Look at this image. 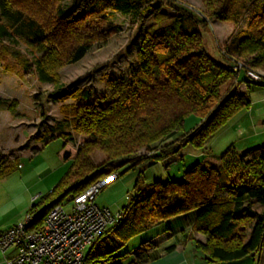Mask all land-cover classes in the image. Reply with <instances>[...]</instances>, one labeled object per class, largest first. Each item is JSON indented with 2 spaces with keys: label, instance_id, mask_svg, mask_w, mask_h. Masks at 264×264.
<instances>
[{
  "label": "trees",
  "instance_id": "1",
  "mask_svg": "<svg viewBox=\"0 0 264 264\" xmlns=\"http://www.w3.org/2000/svg\"><path fill=\"white\" fill-rule=\"evenodd\" d=\"M262 1L203 0L204 9L195 10L177 0H76L73 8L65 10L62 0H0V42L10 46L23 42L40 55L35 70L46 84L56 85V69L75 65L97 43H108L115 34L109 26L114 14L132 16L140 23L152 20L139 34L130 80H111L110 96L97 99L89 87L52 96L54 102L74 99L80 104L63 106L67 118L35 137L42 147L66 141L63 134L68 128L90 139L76 156L64 154L66 160L75 156L73 167L27 213L36 215L37 227L56 206L71 202L126 161L129 166L121 175L128 171L139 175L122 219L111 230L119 245L91 249L87 264H123L127 254L118 253L130 240L161 222L191 216L195 219L192 240L209 261L231 263L262 254L264 145L244 153L230 147L218 165L198 163L180 180L146 185L143 179L148 168L180 155L187 144L207 148L214 135L251 107L249 93H241L240 87H264V81L247 76V70L264 71ZM163 6L174 13L163 12ZM252 10L248 27L219 51L227 64L214 59L207 52L202 28L215 21L240 24ZM9 49L5 52L11 53ZM13 54L21 60L19 52ZM239 63L245 67L243 81L241 72L234 71ZM16 107V102L0 99V110L15 115ZM190 116L200 122L182 135ZM97 151L105 156L101 165L93 161ZM5 162L3 158L0 168ZM196 234L204 235L206 242L195 240ZM152 247V242L143 244L130 264L149 263Z\"/></svg>",
  "mask_w": 264,
  "mask_h": 264
},
{
  "label": "rangeland",
  "instance_id": "2",
  "mask_svg": "<svg viewBox=\"0 0 264 264\" xmlns=\"http://www.w3.org/2000/svg\"><path fill=\"white\" fill-rule=\"evenodd\" d=\"M177 1L195 10L204 9L203 0ZM155 2L158 3V1ZM75 3L76 0H62V8L70 10L74 7ZM262 4H264V0ZM163 12L168 14L174 13L167 6H163ZM253 14V10L250 11L240 24L215 21L204 26L202 33L207 52L220 63L227 64L226 61L220 58L219 51L228 47L233 38L248 27ZM151 23L152 20L140 23L138 19L132 16L114 14L109 26L115 30V34L110 37L108 43L104 45L97 43L79 63L56 69V85L39 81L35 70V60H38L40 55L31 51L27 45L20 42L18 46H10L9 44L0 42V99L16 102L17 105L15 115L8 111L0 110V153L6 160L3 167L7 166L6 169L8 168V171H11V173L15 172L17 162L12 158L19 153L20 149L24 150L26 147L30 149L31 146L38 145L34 139L35 135L41 134L46 126H57L60 121L65 120L67 118V111H64L63 106L80 104L79 101L74 99H69L66 102H54L52 100L54 94L71 88L77 87L82 89L89 87L93 90L94 97L100 99L103 96L111 95L109 87L111 80H130L137 62L136 52L139 34ZM5 48H10L11 53H6ZM15 52H19L21 60L15 59L16 55L13 54ZM259 71L264 72L263 70ZM245 78L246 74L243 70L240 73L239 80L243 81ZM261 88L259 86L251 87L253 90ZM199 122L200 120L196 116L188 117L182 135L191 132ZM63 136L66 141L59 139L44 147L45 158L47 156L57 157L65 144L64 142L69 146L66 148V153L71 152L76 156L77 150L90 139V137L75 133L72 128L66 129ZM262 140L264 141V136ZM72 146L76 149L73 148L70 151V147ZM206 150V148L198 149L192 144H187L181 150L180 155L148 168L143 178L145 184L151 185L156 181L180 180L184 176V173L192 169L196 164L206 161L214 164L218 161L216 157H220L226 151L215 148L212 150V154L216 156L214 157L211 153H206ZM74 159L67 160L68 162L62 159V172L64 174L71 170ZM104 160L105 156L101 151H97L93 155V161L96 165H101ZM20 162L26 163L23 158L20 159ZM40 162L36 159L35 164L37 165ZM128 166L126 161H122L116 165L115 172L117 173L121 169L118 172L121 175ZM53 169H55V166ZM138 175V172L128 171L124 175H121L114 183L107 186L102 193L109 194L118 191L119 193L116 195V198L120 199L122 197L123 199H120L121 204L124 205L123 207H126L129 204L126 196L128 193L133 195ZM120 184H123V187H119L122 186ZM63 206L69 211L71 209V202L66 200ZM113 227H110V232L105 234L94 245V252L105 245L113 248L119 245L117 237L111 232ZM168 230V223L161 222L154 228L130 240L118 254H127V257L131 256L143 244L161 237L166 232L169 233Z\"/></svg>",
  "mask_w": 264,
  "mask_h": 264
},
{
  "label": "crops",
  "instance_id": "3",
  "mask_svg": "<svg viewBox=\"0 0 264 264\" xmlns=\"http://www.w3.org/2000/svg\"><path fill=\"white\" fill-rule=\"evenodd\" d=\"M240 92L249 93L252 102L251 107L240 112L227 126L212 137L206 148V153L209 152L212 156H214L212 150L215 148L227 150L230 147H235L238 152L244 153L264 145L262 140L264 136V88L253 90L244 84L240 87ZM35 142L38 145L31 146L30 149L27 147L24 150L20 149L19 153L12 158L17 162L15 172L8 171L7 166L0 168V234L23 221L35 203L33 202L35 196L51 192L67 174L62 172V159L68 162L64 159L66 153L64 146L57 157L47 156L45 158L44 147L37 139ZM64 143L66 144V142ZM73 148V146L70 147V151ZM22 158L25 159V164L20 162ZM216 158L218 161L214 164L218 165L219 157ZM36 159L41 161L37 165L35 164ZM70 159H74V157ZM54 166L55 169H53ZM120 185L122 186L119 187H123V184ZM118 193V191L109 194L102 193L98 197V203L101 206L109 207L114 213L121 212L124 208V205L121 204L123 198L117 199ZM130 197L132 195L128 193L126 200L129 201ZM166 223L169 225V233L166 232L161 237L158 236L159 238L151 241L154 244L150 250L152 259L147 264H264V251L262 254H255L254 257L250 256L231 263L211 262L204 253L196 249L195 242L192 240L195 224V219L192 216L177 217ZM195 240L205 243L206 237L202 234H196ZM172 245L176 246L175 249L166 252L165 250ZM133 254L128 256L123 264H130L133 260ZM16 255V249H10L4 254L0 249V264H6L8 259Z\"/></svg>",
  "mask_w": 264,
  "mask_h": 264
},
{
  "label": "built area",
  "instance_id": "4",
  "mask_svg": "<svg viewBox=\"0 0 264 264\" xmlns=\"http://www.w3.org/2000/svg\"><path fill=\"white\" fill-rule=\"evenodd\" d=\"M242 63L234 71L243 70ZM247 76L255 81H264V72L247 70ZM3 157L0 156V163ZM118 178L113 173L99 180L86 192L71 201L68 211L63 204L56 206L44 218L42 227L35 224V214L0 234V249L4 254L16 249L17 255L6 264H87V257L94 245L123 217V212L114 214L109 207L101 206L98 197ZM38 194L33 199L41 198Z\"/></svg>",
  "mask_w": 264,
  "mask_h": 264
}]
</instances>
